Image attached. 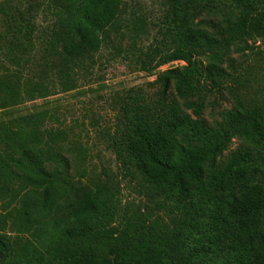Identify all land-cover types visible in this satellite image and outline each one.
I'll return each instance as SVG.
<instances>
[{"label": "trees", "instance_id": "obj_1", "mask_svg": "<svg viewBox=\"0 0 264 264\" xmlns=\"http://www.w3.org/2000/svg\"><path fill=\"white\" fill-rule=\"evenodd\" d=\"M63 1L52 48L70 90L80 63L94 66L121 0ZM230 1L239 16L212 22L202 18L212 0H163L164 36L137 55L155 92L122 106L123 152L180 217L128 216L106 185L67 201L70 164L55 133L43 140L35 119H15L0 127V264H264V109L236 107L213 124L203 117L202 85H220L230 45L264 36V0ZM171 61L183 64L157 71ZM0 83V106L15 104L17 85ZM234 138L240 145L224 159Z\"/></svg>", "mask_w": 264, "mask_h": 264}, {"label": "rangeland", "instance_id": "obj_2", "mask_svg": "<svg viewBox=\"0 0 264 264\" xmlns=\"http://www.w3.org/2000/svg\"><path fill=\"white\" fill-rule=\"evenodd\" d=\"M211 3L202 18L212 22L236 19L243 11L230 0ZM64 6L63 0H0V82L16 84L19 94L15 104L0 106V127L32 117L43 140L55 139L56 150L70 164L67 201L86 187L106 185L122 213L130 216L138 211L147 223L160 217L163 224H172L173 218L180 217L181 207L156 196L129 163L122 148L120 120L123 104L135 94L148 100L153 97L155 74L139 70L137 55L163 38L169 25L167 7L163 0H121L119 15L104 33L94 66L80 63L74 74L76 86L65 90L52 48ZM202 59L206 64L209 58ZM180 64L171 61L157 71ZM221 66L225 74L220 85L210 81L202 85L207 123L222 120L236 107L264 109V36L233 42ZM239 145L240 139L234 138L223 158ZM5 212L0 204V217Z\"/></svg>", "mask_w": 264, "mask_h": 264}]
</instances>
